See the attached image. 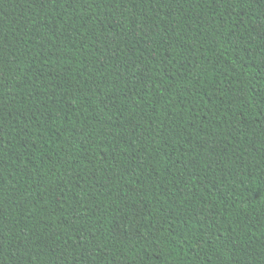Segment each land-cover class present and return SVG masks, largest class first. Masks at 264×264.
<instances>
[{"label":"trees","instance_id":"obj_1","mask_svg":"<svg viewBox=\"0 0 264 264\" xmlns=\"http://www.w3.org/2000/svg\"><path fill=\"white\" fill-rule=\"evenodd\" d=\"M0 264H264V0H0Z\"/></svg>","mask_w":264,"mask_h":264}]
</instances>
